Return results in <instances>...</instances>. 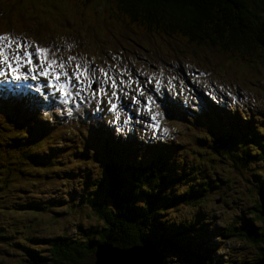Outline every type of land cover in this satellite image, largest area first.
<instances>
[{
  "label": "trees",
  "instance_id": "obj_1",
  "mask_svg": "<svg viewBox=\"0 0 264 264\" xmlns=\"http://www.w3.org/2000/svg\"><path fill=\"white\" fill-rule=\"evenodd\" d=\"M17 1H13V5ZM57 1L65 3L59 7ZM53 3L59 8L71 9V14L77 11L81 13L87 7L100 6L105 10L108 22L110 20L119 22L122 28L121 39L126 42L132 41L144 50L148 49L147 39L157 36L168 39L171 50L176 48L181 51L185 50L187 45L197 44L212 48L213 54L222 57L264 62V0H53ZM14 19L20 24L27 23L22 12L16 13ZM79 21L86 23L83 18L74 20L67 16L63 19V25L58 27V31L62 33L66 28L81 23ZM35 22L39 25L34 32L35 37H39L41 31L43 34L53 31L54 26L43 27V20L38 19ZM128 32L135 35L125 36L124 34ZM22 110H24L22 102H0V215L5 212L10 219L26 223L29 216H24L26 209L35 212L36 209L58 204V201L48 199L43 201L42 187L50 178L48 174L41 172L30 174L24 170L32 151L29 150L31 144L21 143V140L15 142L20 131L23 132L29 123L26 120L20 126ZM31 112L33 114L29 119L36 122L37 116L41 117V114L35 109H31ZM235 123L249 122L240 119ZM77 126L73 125L75 129ZM207 129L210 133L201 135L199 140L210 153L203 150L196 152L194 157L198 162L193 166L200 168L213 165L216 157H223L239 168L241 162L235 159L238 156H249V153L255 151L252 149L249 152L245 151L244 154H237L233 143L229 140L225 142V138H222L223 132L218 123L211 124ZM258 130L264 134V126ZM67 131L69 134L74 132L71 126ZM95 138L104 156L100 152L95 154V159L102 164V174L91 178L93 184L91 186L101 187L105 196L91 199L90 206L101 220V225L91 235H85L86 238L74 239L66 234L49 238L51 254L45 262L38 260V253L30 243L33 237L38 239L35 232L26 239L17 241L13 238L8 239L10 236L4 229L0 231L2 238L0 240L9 248L22 250V262L26 264L30 259L33 264H94L97 247L112 244L126 248L145 243L152 245L155 252L160 254V264H168L166 263L168 254L172 255L178 250H181L182 255L178 253L175 264H190L192 254L198 251L194 246L191 247L193 250L188 247L181 248L178 242L181 241L182 235L161 228L163 222L156 220L157 214L167 206L177 204L186 205L191 211L199 205L198 199L206 194L205 184L208 187L219 188L228 182V177H217L222 182L219 185L217 179L209 183L205 174L198 180L199 185H191L190 182H184V172L164 171L165 162L161 154L163 144L159 145L158 149L151 145L148 154L139 155L136 150L142 151V147L130 139L128 147L131 155L123 161L119 160L121 146L116 133L102 131L97 133ZM251 138L252 135L248 140ZM81 145L83 147L74 154L76 158L85 154L91 156L90 153L95 152L84 136ZM176 145L178 146L176 142L172 143V147ZM262 148L264 150V146ZM147 149L148 147L144 148ZM258 153H261V150H258ZM262 154L264 155V151ZM10 160L14 161L10 166L11 170L5 165V161ZM41 168L46 171L45 160L42 161ZM80 176L87 182L89 174L80 172ZM259 181L256 184L257 196L249 202L239 201L250 205L251 216L243 218L239 224L230 223L219 232L224 238L235 236L244 241L243 247L247 250H241L242 259L235 264H257L264 258V179ZM168 187L172 189L167 193L165 188ZM139 192L144 196L141 206L135 204ZM198 214L200 215V212ZM195 222V217L190 216L185 227ZM205 222L206 219H203L204 224ZM153 230H156V235H152ZM24 234L25 232L22 236ZM252 252L257 259L251 257ZM201 253L197 264H216V260H211L207 250ZM253 260L255 261L252 262ZM225 264H228V259Z\"/></svg>",
  "mask_w": 264,
  "mask_h": 264
},
{
  "label": "rangeland",
  "instance_id": "obj_2",
  "mask_svg": "<svg viewBox=\"0 0 264 264\" xmlns=\"http://www.w3.org/2000/svg\"><path fill=\"white\" fill-rule=\"evenodd\" d=\"M13 1L15 0H0L2 6L0 10V19L6 21L9 16H14L16 13L22 12L24 20L29 24L40 19L44 22V24H42L43 27H45V24L53 25L55 26L53 31H57L58 27L62 25L63 19L70 16L72 13L71 9L59 8L64 5V1H57L59 7L53 3V0H18L14 5ZM93 12L95 11L93 10ZM35 13H37L35 17L30 16V14ZM74 16H81L82 18L87 17L89 23L93 25L94 37H85L83 27H80L78 30V33H81L82 37H84L83 40L88 43L92 51L96 52L99 48L107 50L104 45H99L100 38H105L108 35L109 38H106L108 41H111L115 35H117V31L121 33L117 21L110 20L109 23L105 25L106 12L103 9H99L95 14L93 13L92 16V7H89L87 11L82 12V14H79L78 11L75 12ZM3 30L4 27L0 26V33L3 32ZM128 33L124 35H135L133 32ZM40 35L43 36V31H41ZM155 40L161 49L166 51L165 46L168 44V40L160 37H156ZM118 45L120 44L115 43L113 47L116 48ZM133 45L134 42L130 41L128 46L132 48ZM125 53L130 54L132 52L130 49H127ZM202 53L208 58L210 63L217 65L216 74L208 80L210 84L216 82L218 85H223L227 83V81L231 82L233 80L239 81V83L242 82L241 86L243 85L247 92V96H245L246 99L254 101L261 94L260 100L264 103V80L262 79V75L264 76V62H259L255 59H228L210 52ZM66 56L68 57V55ZM169 59L170 61H190L191 59H199V53L195 55L181 53L175 56L169 54ZM183 66L186 67L187 64H183ZM100 76L109 77L105 72H101ZM240 79H242V81ZM89 81V88L95 91L96 87L92 89V85H95L97 81L95 79H90ZM137 84H140V82H137ZM106 90L109 91L110 86ZM262 110H264V104ZM199 116H201V114ZM49 117L51 116L49 115ZM202 122V126L205 129L210 125L209 118L202 120ZM186 123L189 122L187 120L178 119L172 120L170 124H174L175 127L180 126L179 129L182 130L185 128ZM260 125L264 126V122H261ZM175 133V137H179V130H176ZM229 133H233V129L228 128V134ZM257 133L258 131L253 135V142L245 137L241 138L238 132H236L233 137L232 143L237 154H244L245 151L255 149V151L249 153L250 155L247 154L252 157L238 156L235 159L241 162L239 168L233 166L228 159L223 157H216L213 165H206L200 168L193 166L198 162L197 158L194 157L196 152L203 150L204 152L210 153L207 148H204L200 144L196 132L189 134V138L185 140V144L181 148H178L179 145H176V147H171L170 149L162 151L167 159L165 171L184 172V182H190L191 185H199L198 180L204 177L205 174L206 178L209 179V183L213 182L217 177H228V182L224 186L221 185L222 182H220V179H217L219 185H221L219 188H215L214 186L208 187L205 184L204 192L206 194H203V197L201 196V198L198 199L199 205L191 211L186 205L177 204L176 206H167L166 209L157 214L156 220L158 222H163L161 225L163 227L161 228H166L167 231L171 230L178 235H182L180 238L181 241L178 242L181 248L184 247L187 249L188 247L190 250H193L191 247L194 246L198 251L196 254H192L191 260L189 261L190 264L199 263L201 252H205L206 250L210 253L211 260H216V264H225L227 259L228 264H235L239 263L242 259L241 250L245 249L243 247L244 241L235 236V238H224L219 232H221L225 226L230 225V223L239 224L243 218L247 216L250 217L252 214L249 211L251 210L249 209L250 205L239 203V201H252L254 196H257L258 193L256 184L260 182L259 180L264 179V155L262 154L264 151L262 148L264 146V139L259 140L260 144L256 143L258 137H260ZM149 135H151V133H149ZM193 139L197 141H193ZM153 148H158V146L155 147L154 144ZM77 149L78 148H74L71 151L64 150L63 153H61L60 150H56L46 154L49 164L46 174H48L50 178L43 184L42 198L43 201L45 199L56 200L58 204H52L45 209H36L35 212H33V210L27 211L26 209L24 216L30 214L26 223L11 220L7 218L5 214L0 217V231L5 229L10 236L8 239L13 238L20 241L26 239V236L30 235L32 232L37 233L38 239L37 237H33L30 243L34 245L33 248L38 253L37 257L39 261L45 262L51 254L50 245L48 243L49 238L61 234L69 235L74 239L80 237L86 238L85 235H91L92 232L101 225V220L93 213L90 206L91 199L105 196L101 187L91 186L93 185L91 178L101 175V164L96 161L90 162L86 158L73 159V154ZM258 150H261V153H258ZM127 156L128 154H121L119 155V160H125ZM80 172L89 174L87 182L82 180ZM84 189H86V191H84ZM171 189L172 187L165 188L167 193ZM83 192L86 195H83ZM87 196H90L89 199H84L87 198ZM138 196L139 198L135 201V204L141 206V203L144 202V196L142 192H139ZM199 212L200 215L198 214ZM190 216H194L196 222L195 224L189 223L185 227V223L187 219L189 220ZM201 219L202 221H200ZM203 219H206L205 224L203 223ZM23 232H25V234L22 236ZM152 235H156V230L152 231ZM22 253V250L12 247L9 248L0 240V261L2 264H26L22 262ZM178 253L182 255L181 250L172 253V255L168 254L166 263L175 264ZM227 254L228 257L226 258ZM251 257L256 258L254 252H252ZM27 264H33L31 259Z\"/></svg>",
  "mask_w": 264,
  "mask_h": 264
},
{
  "label": "snow or ice",
  "instance_id": "obj_3",
  "mask_svg": "<svg viewBox=\"0 0 264 264\" xmlns=\"http://www.w3.org/2000/svg\"><path fill=\"white\" fill-rule=\"evenodd\" d=\"M13 45L15 47L13 48ZM30 45L21 44L6 35H0V78L7 80L9 77L13 81H19L21 79L28 80V73L39 72V76L48 79L49 86L58 91L61 97H68L71 95L70 92L66 91L69 86L76 87L82 83L81 78L88 80L91 76L95 78L96 70L91 69L87 64L76 65L75 70L70 74L66 69V64L56 59H50L47 56L48 49L36 47L35 51H29ZM45 54V55H41ZM34 57L40 61L39 68L34 64ZM22 67H27V73L21 72ZM101 71H103L101 69ZM62 77L64 82L60 83ZM32 80L37 79L36 75L31 76ZM75 80L77 84H72V80ZM53 80L57 83H53ZM90 84V81H89ZM112 87H116V82H112ZM80 92L77 91L76 95L79 96ZM143 90L139 92L140 96H144ZM112 96H116V92H112ZM46 99V98H45ZM135 100V97L133 98ZM148 105H146L147 112L151 118V123L147 125L148 128L153 130V134L160 133L161 135L167 133L166 128H162L160 125V119L163 113L158 111H152L150 105L155 104L152 96L147 97ZM65 104L68 103L67 99H64ZM136 103L140 101L136 100ZM112 109H116V104L111 105ZM158 107V106H157ZM70 114V113H69Z\"/></svg>",
  "mask_w": 264,
  "mask_h": 264
},
{
  "label": "water",
  "instance_id": "obj_4",
  "mask_svg": "<svg viewBox=\"0 0 264 264\" xmlns=\"http://www.w3.org/2000/svg\"><path fill=\"white\" fill-rule=\"evenodd\" d=\"M107 245L97 247L94 264H160V254L154 252L147 243L126 248ZM262 263L264 258L257 264Z\"/></svg>",
  "mask_w": 264,
  "mask_h": 264
},
{
  "label": "bare ground",
  "instance_id": "obj_5",
  "mask_svg": "<svg viewBox=\"0 0 264 264\" xmlns=\"http://www.w3.org/2000/svg\"><path fill=\"white\" fill-rule=\"evenodd\" d=\"M95 87V85H92V89ZM148 244V243H147ZM148 246L151 248V249H153L154 250V247L152 246V245H150V244H148ZM154 252H155V250H154ZM145 254H146V251L144 252ZM262 264H264V263H262Z\"/></svg>",
  "mask_w": 264,
  "mask_h": 264
}]
</instances>
